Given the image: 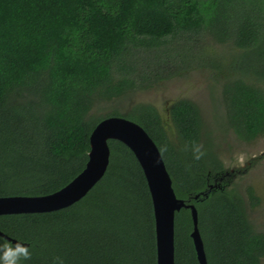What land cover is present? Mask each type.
<instances>
[{
	"label": "trees",
	"instance_id": "1",
	"mask_svg": "<svg viewBox=\"0 0 264 264\" xmlns=\"http://www.w3.org/2000/svg\"><path fill=\"white\" fill-rule=\"evenodd\" d=\"M201 67L221 83L237 138L264 135V0H0V196L61 189L85 168L95 126L125 116L156 141L177 196L195 204L208 264H262L264 230L250 217L260 196L230 180L209 189L226 167L195 100H174L167 120L142 101L101 112ZM108 143L106 172L80 200L0 214L7 239L29 246L20 264H157L144 170L125 142ZM193 227L189 207L176 211L175 264H199Z\"/></svg>",
	"mask_w": 264,
	"mask_h": 264
},
{
	"label": "water",
	"instance_id": "2",
	"mask_svg": "<svg viewBox=\"0 0 264 264\" xmlns=\"http://www.w3.org/2000/svg\"><path fill=\"white\" fill-rule=\"evenodd\" d=\"M111 138L122 140L132 149L146 175L155 215L157 264H175V214L184 206L191 209L194 224L191 236L199 264H208L195 204L177 196L163 155L148 131L121 115L105 117L95 126L90 136L89 160L67 185L44 195L0 196V214L52 211L80 200L104 176L110 159L108 140ZM0 235L12 239L1 230Z\"/></svg>",
	"mask_w": 264,
	"mask_h": 264
},
{
	"label": "rangeland",
	"instance_id": "3",
	"mask_svg": "<svg viewBox=\"0 0 264 264\" xmlns=\"http://www.w3.org/2000/svg\"><path fill=\"white\" fill-rule=\"evenodd\" d=\"M185 74L187 75L176 76L151 88L137 90L120 100L108 102L101 112L106 113L115 105L120 104L125 108L142 101L154 104L167 120L169 107L174 100L180 97L195 100L202 109L207 127L226 167V176L215 177L209 189L222 187V181L225 180H230V183L235 181L243 188L253 185L260 196V202L250 209V217L258 229L264 230V135L245 142L238 139L228 127L222 85L213 78L211 68L201 67Z\"/></svg>",
	"mask_w": 264,
	"mask_h": 264
},
{
	"label": "clouds",
	"instance_id": "4",
	"mask_svg": "<svg viewBox=\"0 0 264 264\" xmlns=\"http://www.w3.org/2000/svg\"><path fill=\"white\" fill-rule=\"evenodd\" d=\"M203 152L196 149L195 158L199 159ZM3 242L0 243V264H20L22 259H28L31 256L29 246L22 240H15L13 243L7 238L0 237ZM61 264L63 262L61 261Z\"/></svg>",
	"mask_w": 264,
	"mask_h": 264
}]
</instances>
